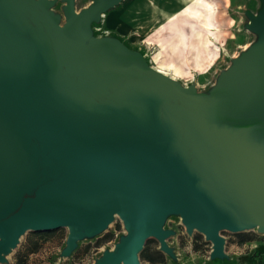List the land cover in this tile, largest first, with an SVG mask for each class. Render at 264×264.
Returning <instances> with one entry per match:
<instances>
[{
  "label": "water",
  "instance_id": "1",
  "mask_svg": "<svg viewBox=\"0 0 264 264\" xmlns=\"http://www.w3.org/2000/svg\"><path fill=\"white\" fill-rule=\"evenodd\" d=\"M75 1L0 0V264L60 228L68 258L115 217L125 232L90 264H141L151 238L177 264L170 217L229 261L221 232L264 234V0L206 91L95 33L123 0Z\"/></svg>",
  "mask_w": 264,
  "mask_h": 264
},
{
  "label": "rangeland",
  "instance_id": "2",
  "mask_svg": "<svg viewBox=\"0 0 264 264\" xmlns=\"http://www.w3.org/2000/svg\"><path fill=\"white\" fill-rule=\"evenodd\" d=\"M90 1L91 0H76L75 9L78 11ZM162 1L166 2L167 0ZM207 1L210 2L213 7V14L210 16V21L218 29V31L210 35L213 45L211 46L208 55L207 65H204L201 69H196L194 66L195 58L192 54H188V65L186 64L183 66L185 71L184 74L182 76H176L180 83L183 85L194 84L198 91H206L214 83L219 71L229 65L230 59L236 56L240 50L246 47L254 39V36L251 33L242 28V24L245 20L242 11L245 8L254 10L258 5L257 0ZM120 5L115 7L114 13L118 11L119 6V10L125 8L126 0H123ZM54 10L57 12L60 11L59 3L56 4ZM111 14H113V11L109 10L103 15L99 24L93 25V29L97 35L110 34L111 29H114V22ZM155 15L158 16V14H151L153 24L148 28V34L151 35L150 39L152 40L161 39L162 41H165L171 34L170 32L174 30V26L165 23L166 32L158 34L157 28L166 21L165 17L167 16L157 18ZM190 22V20L184 19L180 22L186 39L188 40L193 38L192 30L187 26ZM134 23L139 24L140 22L139 20H136ZM131 39L127 38L123 41L128 46L142 51L147 58L148 64L152 68H158L157 70H159L157 64L152 61L154 47L149 48L146 44L145 46L143 45L140 47V45L132 44ZM166 58H170L168 54H166ZM170 77L175 78L173 76ZM175 79L177 80V78ZM165 228L176 231V234L171 236L168 239V242L175 247L176 253L179 257V263L236 264L237 262H242L246 257H250L252 259L248 264H264V253L256 248V246L259 247L264 245V234L256 232L255 229L238 233L228 231L221 232L226 241L225 252L231 259L229 261L220 259L210 261L208 257L211 243L206 241L202 234L194 231L193 234L189 236L180 219L177 217L168 218L165 223ZM124 232L121 220L118 217H115L113 223L104 233L98 235L92 240L80 242L70 257L59 258L58 254L64 245L67 229L60 228L48 232L28 231L21 236L18 246L7 257L8 262L6 264H16L17 260H19L21 264H90L104 248L113 247L118 236ZM105 234H113V238L97 247V242ZM242 238H249L251 240L244 244H239V240ZM35 242L37 246L34 245ZM146 246L151 250L155 248L158 249V242L154 238H151L147 240ZM164 256L165 261L163 264H175L166 255ZM140 262L141 264H151L144 259H140Z\"/></svg>",
  "mask_w": 264,
  "mask_h": 264
},
{
  "label": "bare ground",
  "instance_id": "3",
  "mask_svg": "<svg viewBox=\"0 0 264 264\" xmlns=\"http://www.w3.org/2000/svg\"><path fill=\"white\" fill-rule=\"evenodd\" d=\"M212 14L213 7L207 0H189L187 6L169 14L166 21L158 26V34L166 32L165 23L174 26V30L170 32L171 34L165 41L161 39L144 41L149 48L154 47L152 61L157 64L160 72L169 74L178 80L176 76H182L185 72L183 66L188 65V54H192L195 58L196 69L207 65L208 55L213 45L210 35L218 31L210 21ZM182 19L191 21L187 26L192 30V39H186L182 25H180ZM166 54L169 55V59L166 58Z\"/></svg>",
  "mask_w": 264,
  "mask_h": 264
},
{
  "label": "crops",
  "instance_id": "4",
  "mask_svg": "<svg viewBox=\"0 0 264 264\" xmlns=\"http://www.w3.org/2000/svg\"><path fill=\"white\" fill-rule=\"evenodd\" d=\"M188 2L189 0H167L166 2H163L162 0H126V5L124 6L125 8L119 10L121 6L119 4L120 6L116 13H114L115 8L110 10L113 11L111 17H113L114 22V29H111L110 34L117 36L121 40H126L127 38L131 39L132 37V44L140 45V47L144 44L145 46L144 41L151 38V35L148 34V28L153 24L151 14H158V16L155 15L157 18L161 16H168L169 14L183 9L188 5ZM136 20H139L140 23L135 24L134 22ZM256 248L264 253V245L259 247L256 246ZM251 259L252 258L250 257H246V259L242 260V262H237L236 264H248ZM177 264L197 263H179L178 261Z\"/></svg>",
  "mask_w": 264,
  "mask_h": 264
},
{
  "label": "trees",
  "instance_id": "5",
  "mask_svg": "<svg viewBox=\"0 0 264 264\" xmlns=\"http://www.w3.org/2000/svg\"><path fill=\"white\" fill-rule=\"evenodd\" d=\"M113 238V234H105L98 242H97V247H99L102 243H105L107 241H110ZM251 239L249 238H242L239 240V244H244L247 241H250ZM147 243V241H146ZM145 246L143 248V250L140 252L139 254V260L140 259H144L146 261H148L151 264H163L165 261V256L163 253H161L158 249H149L147 246ZM35 246L36 242L34 243ZM16 264H21V262L19 260H17Z\"/></svg>",
  "mask_w": 264,
  "mask_h": 264
}]
</instances>
